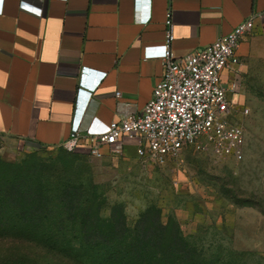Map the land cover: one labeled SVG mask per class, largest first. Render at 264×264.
I'll return each instance as SVG.
<instances>
[{"label": "crops", "instance_id": "obj_1", "mask_svg": "<svg viewBox=\"0 0 264 264\" xmlns=\"http://www.w3.org/2000/svg\"><path fill=\"white\" fill-rule=\"evenodd\" d=\"M169 11L176 56L254 17L236 73H223L241 81L239 104L249 102L264 73V0H0V134L62 147L77 127L142 111L164 73L145 47L165 41Z\"/></svg>", "mask_w": 264, "mask_h": 264}, {"label": "rangeland", "instance_id": "obj_2", "mask_svg": "<svg viewBox=\"0 0 264 264\" xmlns=\"http://www.w3.org/2000/svg\"><path fill=\"white\" fill-rule=\"evenodd\" d=\"M262 74L243 106L249 113L229 115L246 130L243 161L187 146L159 162L140 157L136 139L95 158L0 134V217H103L112 226L127 217L142 233L178 230L179 264H264Z\"/></svg>", "mask_w": 264, "mask_h": 264}, {"label": "built area", "instance_id": "obj_3", "mask_svg": "<svg viewBox=\"0 0 264 264\" xmlns=\"http://www.w3.org/2000/svg\"><path fill=\"white\" fill-rule=\"evenodd\" d=\"M166 25L165 41L145 47L146 57L158 58L164 66L163 77L145 108L118 109V119L100 128H94V121L84 131L77 127L65 148L101 158L122 150L127 140L136 139L138 155H149L159 162L187 146L202 151L210 147L216 156L243 161L246 130L237 122L229 124V115L239 109L246 114L250 110L239 104L241 81L236 76L227 82L223 73H236L241 63L240 44L252 33L254 17L186 56H176L172 51L175 35L171 11ZM104 76L102 73L101 78Z\"/></svg>", "mask_w": 264, "mask_h": 264}, {"label": "trees", "instance_id": "obj_4", "mask_svg": "<svg viewBox=\"0 0 264 264\" xmlns=\"http://www.w3.org/2000/svg\"><path fill=\"white\" fill-rule=\"evenodd\" d=\"M179 242L176 229L142 233L127 217L117 226L103 217H0V256L16 264H179Z\"/></svg>", "mask_w": 264, "mask_h": 264}]
</instances>
